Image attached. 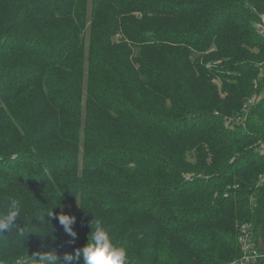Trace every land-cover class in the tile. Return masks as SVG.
I'll return each instance as SVG.
<instances>
[{
    "label": "trees",
    "instance_id": "trees-1",
    "mask_svg": "<svg viewBox=\"0 0 264 264\" xmlns=\"http://www.w3.org/2000/svg\"><path fill=\"white\" fill-rule=\"evenodd\" d=\"M263 21L264 0H0V212L25 227L1 263L74 255L95 218L127 264L264 239Z\"/></svg>",
    "mask_w": 264,
    "mask_h": 264
},
{
    "label": "clouds",
    "instance_id": "clouds-1",
    "mask_svg": "<svg viewBox=\"0 0 264 264\" xmlns=\"http://www.w3.org/2000/svg\"><path fill=\"white\" fill-rule=\"evenodd\" d=\"M54 209H39V213L34 218L39 219L49 227L51 219L54 218ZM20 214L21 207L19 202L15 198L10 199L7 210L0 212V236H3L5 231L12 230H15V236H24L25 227L21 228L15 223L17 220H21L19 218ZM46 217L48 218L47 220L45 219ZM56 218L64 228L66 234L72 237L74 241L77 238V233L73 228V225L76 223V217L61 213ZM90 227L91 232L87 245L82 249L77 248L74 255L66 253L63 257H60L55 251H52L41 254L38 261L34 259L36 264H65V262L67 264H73V262L80 264L81 259L83 260V264H127V251L125 248L114 243L113 237L110 235L111 230L97 218H95ZM47 228L42 230H47ZM40 235L46 238L51 235V231L47 232L46 235Z\"/></svg>",
    "mask_w": 264,
    "mask_h": 264
},
{
    "label": "built area",
    "instance_id": "built-area-1",
    "mask_svg": "<svg viewBox=\"0 0 264 264\" xmlns=\"http://www.w3.org/2000/svg\"><path fill=\"white\" fill-rule=\"evenodd\" d=\"M262 28H264L263 24H259L257 27L258 30L264 32ZM239 242L241 244L242 257L231 264H261L260 261L264 259V253L258 248L259 241L255 239L251 225H245L241 228ZM0 264H2L1 261Z\"/></svg>",
    "mask_w": 264,
    "mask_h": 264
},
{
    "label": "water",
    "instance_id": "water-1",
    "mask_svg": "<svg viewBox=\"0 0 264 264\" xmlns=\"http://www.w3.org/2000/svg\"><path fill=\"white\" fill-rule=\"evenodd\" d=\"M258 248L264 253V239H263V237H260V239H259ZM261 264H263V263H261Z\"/></svg>",
    "mask_w": 264,
    "mask_h": 264
},
{
    "label": "rangeland",
    "instance_id": "rangeland-1",
    "mask_svg": "<svg viewBox=\"0 0 264 264\" xmlns=\"http://www.w3.org/2000/svg\"><path fill=\"white\" fill-rule=\"evenodd\" d=\"M263 30H264V28H262ZM261 33H263L262 31H261ZM258 85H260V83L258 84ZM258 91H260V90H258ZM254 98V97H253ZM251 99V102L250 103H252L253 101H254V99ZM243 122V120L241 121V123ZM260 147L262 148V147H264V143L262 144H260ZM259 229H261V228H259Z\"/></svg>",
    "mask_w": 264,
    "mask_h": 264
}]
</instances>
